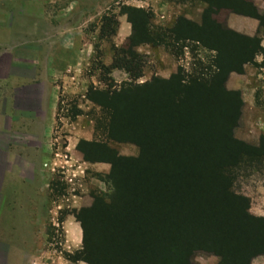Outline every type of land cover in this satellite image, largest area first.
I'll list each match as a JSON object with an SVG mask.
<instances>
[{"label":"rangeland","instance_id":"rangeland-1","mask_svg":"<svg viewBox=\"0 0 264 264\" xmlns=\"http://www.w3.org/2000/svg\"><path fill=\"white\" fill-rule=\"evenodd\" d=\"M236 2L250 5L264 17V0ZM122 6L150 15L155 42L129 43L132 31L120 15ZM237 8L230 0H0V131L5 114L6 133L12 128L13 137L22 136L10 143L6 160L0 153V264H78L82 246L67 251L62 222L68 216L75 218L78 207L89 209L95 198L108 205L114 192L110 165L106 171L93 168L103 164L93 162L95 155L139 156L133 144L108 136L112 112L99 102L106 90L99 64L110 66L117 49L136 52L142 76L131 81L124 71L112 70L109 77L117 89L153 78L168 80L179 73L185 82L202 74L206 80L216 72L215 52L188 41L174 43L168 30L178 18L201 26L204 14L214 11L210 19L222 30L256 37L264 48L258 21L241 16ZM106 16L117 19L118 29L103 39L99 30ZM221 85L225 92L239 94L243 103L231 130L233 141L240 144L238 148L257 150L264 135V55L244 65L243 74L230 73ZM43 155L54 161L43 164ZM245 156L231 170L230 191L247 200L252 220H264V161L252 164ZM78 163L82 169L75 174ZM85 217L101 221L95 214ZM230 220L217 233L197 235L187 264L232 263L236 247L245 250V264H264V253L250 256L256 238L249 242L239 221ZM164 223L169 228L170 223ZM137 227L138 233L144 230ZM143 234L137 235L138 244H143ZM233 234L240 238L232 239ZM96 242L94 237L91 246Z\"/></svg>","mask_w":264,"mask_h":264},{"label":"trees","instance_id":"trees-1","mask_svg":"<svg viewBox=\"0 0 264 264\" xmlns=\"http://www.w3.org/2000/svg\"><path fill=\"white\" fill-rule=\"evenodd\" d=\"M230 1L239 6L238 14L257 20L259 30H264V17L256 15L250 5ZM207 13L201 26L178 18L168 30L174 43L188 41L215 52L216 72L206 80L202 74L185 82L179 73L168 80L153 78L132 88L117 89L109 77L112 70L124 71L131 81L142 76L136 52L117 49L110 66L99 64L106 87L99 102L112 112L108 136L133 144L140 152L137 158L107 153L98 159L95 155L93 162L110 165L108 177L114 192L108 205L95 198L89 209H80L75 216L82 229L81 262L187 264L197 235L219 232L230 217L231 222L239 221L249 242L256 238L250 256L264 253V220H252L247 200L230 191L231 170L243 155L252 164L264 161V135L257 150L236 146L231 130L243 103L239 94L227 93L221 85L230 73L243 74V66L264 55V48L256 37L222 30L210 19L215 12ZM120 15L126 17L132 31L129 43L140 46L155 42L145 10L122 6ZM117 29V19L106 16L99 35L104 39L115 35ZM88 213L101 221L84 219ZM164 221L170 223L169 228L165 229ZM137 226L144 227L143 244L137 242L141 233ZM238 234L232 239H239ZM94 237L97 242L92 247ZM244 252L236 247V256L229 264H245Z\"/></svg>","mask_w":264,"mask_h":264},{"label":"crops","instance_id":"crops-1","mask_svg":"<svg viewBox=\"0 0 264 264\" xmlns=\"http://www.w3.org/2000/svg\"><path fill=\"white\" fill-rule=\"evenodd\" d=\"M18 106H20V104ZM37 106H38V104H37ZM1 122H2V112L0 111V124H1ZM7 123H8V117L5 114H3V133H1V131H0V133H1L0 134V153L3 151L5 160L8 157L7 149H8V146L10 145V143L13 144L14 140L18 141V139H19V141H20L22 139V136L13 137L14 135L11 134V132H13L12 128L10 130V133H8V134L6 133V130H7L6 124ZM0 129H1V126H0ZM47 161H49L51 163L54 160L51 159L50 156L45 155L42 163L46 164L45 162H47ZM67 162H69V161H67ZM19 163H21V161ZM22 163L24 165V161ZM93 168H97V170H104V171L109 169L107 164H94ZM81 169H82V166L78 163V167L77 168L75 167V174L76 173L78 174ZM74 199L75 198L72 197L71 200H74ZM80 209L81 208L78 207L75 210H80ZM62 227H63V231H64V235H65V248L69 252H71V249L78 251L79 246H81V243H82V229H81L80 223L77 222V220L73 216H68L66 219L63 220ZM78 264H85V263L80 261V262H78Z\"/></svg>","mask_w":264,"mask_h":264}]
</instances>
